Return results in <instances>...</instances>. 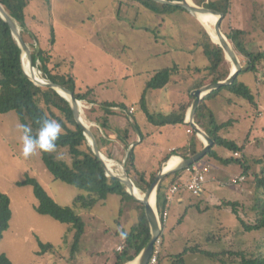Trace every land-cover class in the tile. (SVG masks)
<instances>
[{"label": "rangeland", "instance_id": "374dc122", "mask_svg": "<svg viewBox=\"0 0 264 264\" xmlns=\"http://www.w3.org/2000/svg\"><path fill=\"white\" fill-rule=\"evenodd\" d=\"M232 4V14L222 23L224 34L238 28L249 31L253 25L264 30L263 25L258 23L264 15V0H232ZM253 13L260 17L259 20L253 21ZM26 23L30 31L26 39L31 52L52 48L56 62H61L62 79L73 77L78 90L94 89V96L99 102L137 106L136 119L143 127L147 124L148 131L152 126L138 103L147 89V82L156 72L176 65L179 68L173 72L166 87L150 89L146 97L151 115L157 116L159 113L163 115L162 118H168L174 114L171 113L173 109L178 110L179 105L189 98L192 81L201 76L194 70L210 66L201 45L203 26L188 12L160 16L129 0H31L26 10ZM53 29L56 45L51 47L49 40ZM251 32L253 49L264 48V34L256 28ZM238 58L245 67L246 62L242 57ZM36 68L40 70V62ZM40 75L47 79L42 71ZM239 81L248 85L258 97V109L228 92L209 102V105L219 123H230L221 132L224 138L240 145L247 141L240 155L248 162L252 172L258 173L261 169L257 161L264 153V71L258 77L244 72L239 76ZM83 105L82 115L92 125V131L102 134L96 123L102 115L99 104L92 106L88 101H83ZM159 108L164 110V114ZM116 116L125 119L120 113ZM125 122V131L129 130L131 134L128 149L122 143L119 130H114V134L105 131L106 141H100L103 148L112 152V157L108 158L114 160L123 172H127L125 158L134 143H137V168L151 174L167 154L164 149L187 137V126L177 124L169 126L172 129L170 136L158 133L155 138H146L143 143H138L140 140L134 135L131 122L126 119ZM18 124L20 121L16 112L0 114V192L9 196L13 213L10 228L0 244V253H5L13 264L114 263L113 251H119L125 245L124 239L117 236L116 231H127L135 220L136 212H133L131 223L123 216L120 219L122 224H119L118 195H110L90 213L75 208L86 222L87 229L78 252L72 254L73 236L68 231L69 227L50 216L39 214L35 209L38 200L33 187L18 186L17 182L24 181L27 176L36 178L62 206L74 207L73 200L81 191L55 180L46 169L39 151L28 158L21 154ZM109 136L117 139L109 140ZM132 136H135V140ZM219 152L224 157L234 155L220 148ZM163 165L157 169L158 174ZM205 165L211 167L210 179L205 186V190L210 192L209 198L207 190L203 195L193 197L191 202L194 206L187 209L186 216L182 210L179 213L178 208L171 209L165 229L161 225V250L177 254L186 247L199 246L203 251L221 254V258H218L202 252L188 253L187 264H224L222 258L227 264H238L239 256L232 257L231 253L243 252L250 257L264 254V231L245 233L234 214L226 211L225 207L224 210L217 207L224 200L244 204L246 213L245 210L241 213L249 222L251 218H256L252 207L260 197L257 188L254 185L245 187L243 183L246 181L228 185L243 172L235 163L220 165L206 159ZM249 179L254 180V177ZM236 186L239 189H235ZM191 196L188 194V198ZM206 208L209 211L203 212ZM39 242L48 247L37 255L41 251Z\"/></svg>", "mask_w": 264, "mask_h": 264}, {"label": "trees", "instance_id": "16d2710c", "mask_svg": "<svg viewBox=\"0 0 264 264\" xmlns=\"http://www.w3.org/2000/svg\"><path fill=\"white\" fill-rule=\"evenodd\" d=\"M129 1L139 3L145 9L159 14L160 16H167L177 12H186V10L180 7L163 4L154 0ZM193 2L198 6L224 14V20L232 14V0H193ZM30 3L31 0H0V4L4 7L6 12L21 28V35L26 43V35L30 33L26 23V10ZM48 6L51 7L50 1H48ZM252 16L254 22L260 18L256 17L255 13H253ZM258 23H261L264 27V15L262 20L258 21ZM254 28L260 30L261 33L264 34V30L257 28L255 25H253L249 31L238 28L225 34L236 54L242 57L246 62L239 76L244 72H251L258 77L259 74L264 71V48L254 50V46H252L254 43L250 39V35L252 34L251 31H253ZM203 31L204 35L201 45L206 57L210 61V66L203 70H194L201 76L195 83L192 92L206 85L225 81L231 73V64L226 59L223 49L212 42L211 37L205 29ZM35 40L36 43H39L37 38H35ZM49 41L51 47L56 45V34L54 29L52 30ZM32 57L35 66H37L38 62L41 63L40 70L47 79L72 90L76 98L80 101H88L92 106L99 104L102 115L96 120V123L100 128L99 131H102V134L95 132V130L92 132L104 155L111 158L112 152L108 148H103L100 141H106L104 140L106 139L104 132L110 129L112 123L111 118L119 113L128 122H131L130 125L138 133L142 141L143 134L141 129L136 123L135 118L128 113L131 106L114 102H99L94 96V89H76L73 77L69 76L68 79H62L64 77H62V74L59 72L61 62H56L54 60L55 57L52 55V50L37 49L32 52ZM241 64L243 65L242 61ZM178 70L179 68L176 65L173 68L157 71L152 79L147 82V89L144 91L138 106L146 112L151 122L154 117L149 112L146 104L148 90L166 87L169 84L173 72ZM239 76L233 84L212 91L202 100L196 112L195 122L214 141V146L199 164L205 165L206 159L214 160L220 165L235 163L243 170L242 175L248 178L243 185H246L245 187L254 185V188H257L260 197L257 198L256 203L252 207L256 218L248 217L251 218L249 222L244 219L245 217L241 213L243 210H245L244 212L246 213L244 204L237 201L225 200L222 206H218L221 210L226 208V211L234 214L239 220L244 232L251 233L264 231V153L257 161L261 170L258 173H253L244 157L235 156V153H240L246 148L247 141L243 145H240L233 140L224 138L221 132L225 127L230 125V123H219L215 117L214 111L209 105V102L221 97L224 92H228L246 100L252 108L258 109V97L248 85L239 81ZM194 99L195 98L191 96L188 103L181 105L180 108L176 110L171 117L166 119L165 122H162V124L185 125L186 114ZM115 108L119 110L116 111ZM10 112H16L20 123L30 125L33 129V133L38 129L39 121L42 118L55 119L62 126L63 133L57 141L56 151L52 153L39 152L46 169L55 180L74 186L81 191L73 200L74 207L60 205L36 178L27 176L24 181L17 182V185L33 187L34 194L38 200L35 209L39 214L50 216L69 227L68 231L73 236L72 254L78 252L87 229L86 222L83 217L76 212L75 208L79 207L83 211L90 213L98 205L103 204L110 195H118L120 197L119 216L121 215L118 218L119 224H122L120 219L121 217L123 218V216H126L128 223H131V220L134 219L133 212H136V214L135 220L130 224L129 229L127 231L124 230L127 232V236L123 238L125 242L124 248L121 251L114 250L112 253L115 256L114 264H127L136 259L151 239L150 225L146 216L145 206L128 194L125 186L120 181L116 178L107 176L103 162L95 155L88 144L84 130L77 123L70 102L53 89L35 85L26 75L22 65V49L14 38L8 23L0 16V114H7ZM130 135L129 130H126L121 137L127 149L131 145ZM108 138L109 140L116 139ZM141 141L138 143H141ZM136 146L137 143H134L125 158L126 173L133 180L138 189L144 193L156 180L158 172L156 171L150 174L145 171H140L137 168L135 154ZM204 146V142L192 131L189 144L178 152H175L174 155L190 158L201 151ZM219 148L233 152L234 155L231 157H224L220 154ZM167 158H169V156ZM199 164L197 163L196 165ZM187 173L188 170L174 172L160 182L157 189L156 203L159 213H163L166 209L168 203L167 197L170 189L182 180L184 174ZM250 177H254V180H250ZM207 210L208 208L204 209L203 212ZM12 216L11 200L8 195L0 192V244L5 232L10 228ZM165 226L166 224H163L164 229ZM120 232L121 229L116 231V235L120 236ZM162 237L163 233L160 238ZM39 245L41 251H38L36 253L37 255H40L41 252L48 247L43 242H39ZM51 248L52 247H49V249ZM200 252L205 253L209 257L219 258L221 255L210 251H203L199 246L186 247L183 252L177 254H168L161 250L158 264H187L186 255L188 253ZM231 255L232 257L239 256L238 264H264V254L250 257L243 252H237L231 253ZM221 261L227 264V261L223 258ZM0 264H13V262L5 253H0Z\"/></svg>", "mask_w": 264, "mask_h": 264}, {"label": "water", "instance_id": "95a60500", "mask_svg": "<svg viewBox=\"0 0 264 264\" xmlns=\"http://www.w3.org/2000/svg\"><path fill=\"white\" fill-rule=\"evenodd\" d=\"M154 1L160 2L163 4H168V5L180 7L182 9L186 10V12H188L190 15H192L195 19H197L199 21V23L204 27L206 32L209 34V36L211 37L212 42L219 45L223 49V51L226 55V59L231 62L232 67H231V73L225 81L206 85L203 88L194 90L192 93V96L195 99H194V101L190 107L189 113H188V119H189L188 123H189V126L193 129V131L196 134H198L200 137H202L203 140L206 141L204 148L201 151H199L196 155H193L190 158H182L181 157V162L176 168L166 170L165 165L168 163V161H166L164 163L161 171L159 172L156 180L151 185V187L146 192L143 193L144 194L143 199H139V198L135 197V195H133L130 190H126L128 194H130L132 197H134L137 201L141 202L145 206V212H146V216H147V219H148V222L150 225V231H151V239H150L149 243L147 244V246L145 247V249L138 255V257L136 259L129 262V263L135 262V264H148L149 263L152 255L154 253L155 244L162 234V227H161V224L159 222L158 215H157V209H156L157 208V205H156V203H157V189H158L160 182L171 173L189 170L192 166H194L198 162H200L210 152L211 148L214 146V141L195 122V116H196V112H197L198 107L200 106L202 100L208 94H210L212 91L218 90L224 86H228V85L233 84L235 82V80L238 78L239 74L243 70V66H242L240 59L238 58L232 44L230 45V43H229L230 41L227 40L228 38L227 39L225 38L224 33L222 31V23H223V20L225 18L224 14L219 13V12L214 11V10L207 9L205 7L198 6L193 2V0H192V3H189L188 0H180V1L154 0ZM205 14H210V15H214L217 17V20L214 24V32L216 33V35L220 41V44L216 43L213 40V37L211 36V34L208 31L206 23L200 19V15H205ZM0 16L6 23H8L9 27L11 28V31H12L14 38L16 39V41L18 42L19 46L22 49V65H23V68H24L26 75L30 78V80L32 82H34L35 85L53 89L60 96H62L63 98H65L66 100H68L70 102V104L73 108V111H74L76 121L84 130V134L87 137L88 142H89L90 146L92 147L93 152L103 162V164L106 168L107 176L116 178L118 181H120L122 183L121 178H118L114 173L110 172V170L108 169L107 164L104 161V154L101 152L100 147L96 141V138H95L93 132L89 131L83 124V122H82L83 118H82V114H81L82 112L80 110L81 101L76 98V95L72 90H70L64 86L58 85L52 81H47L44 78H42L41 81H38V79L35 76H31L30 74L27 73V71L25 69V64H24V56H23L24 53H25L27 59L29 60V65L31 66L32 70L34 71V75H35V71L37 70L36 66L33 63V57H32L31 49L28 46V44L25 42V40L23 39V37L21 35V31H20L17 23L6 12V10L4 9V7L1 4H0ZM227 53H228L229 57L227 56ZM38 72L41 73L40 70ZM59 89L64 91L65 93H67L70 96V99L63 96L59 92ZM124 173H125L126 177L128 178V180L131 182V184L133 186H136L135 183L133 182V180L128 176V174L126 172H124ZM137 189H138V187H137ZM153 196H154V205L152 203ZM129 263H127V264H129Z\"/></svg>", "mask_w": 264, "mask_h": 264}, {"label": "crops", "instance_id": "0c3cea01", "mask_svg": "<svg viewBox=\"0 0 264 264\" xmlns=\"http://www.w3.org/2000/svg\"><path fill=\"white\" fill-rule=\"evenodd\" d=\"M48 50H52V48H49ZM53 55V54H52ZM54 56V55H53ZM55 61H56V59H54ZM63 62V61H62ZM61 69V68H60ZM60 69H59V72H60ZM200 79V77L198 78V80ZM197 80V78H195L193 81H192V83H191V85H192V88H191V92H192V90H193V88H194V85H195V83L198 81ZM191 92H190V95H189V98L188 99H186L184 102H182L180 105H179V107H178V109L180 108V106L181 105H184V104H186V103H188L189 101H190V97L192 96L191 95ZM144 93V92H143ZM141 100V99H140ZM140 102V101H139ZM146 104H147V108H148V110H149V112H150V109H149V106H148V104H149V102H148V100L146 101ZM132 107H135V113L133 114V117L135 118V120H136V123L138 124V126L140 127V129H141V132H142V134H143V139H142V141H141V137L138 135V133L134 130V135H136V138L138 137V139L141 141V143H143L144 141H145V139L146 138H151V137H153V138H155L156 137V134H158L159 133V135H164V133L166 134V135H169L170 136V134L172 133V129L171 128H169V126L170 125H173V124H162V122H165V120L166 119H168V118H162V116L158 113V115L157 116H159V118L157 117V116H155V115H153V121L151 122L149 119H148V116H147V120H148V123H150V125L152 126V128L151 129H149V131H148V129H146V125L147 124H144L145 125V127H143L142 125H140V123L137 121V119H136V114H137V112H138V110H139V108L137 107V106H131V108ZM191 107V106H190ZM177 110V108L174 110H172L171 111V113H175V111ZM189 110H190V108L188 109V112H187V114H186V117H185V126H187V128H186V134H187V137H186V139L184 140H182V141H180V142H178L177 144H175V145H173V146H169L167 149H164V150H167V154L162 158V160L160 161V164H159V166H158V168L157 169H159V168H161V166L166 162V161H170L172 158H175V157H173V156H176L177 158H180L181 159V157L182 156H178V155H174L175 154V152H178L180 149H182L183 147H185V146H187L188 144H189V139H190V136H191V133H189L188 132V129H189V123H188V113H189ZM159 111H162V113L164 114V110L163 109H160L159 108ZM166 114V113H165ZM173 115V114H172ZM111 121H112V124H111V126H110V129L108 130V133L109 134H114L113 133V131L114 130H119V133L120 134H124L125 133V128H124V126L126 125V122H125V119H123V118H121V117H119V116H114V117H112L111 118ZM120 125V126H118V125ZM183 124H181L180 126H182ZM174 126H176V125H174ZM174 131V130H173ZM112 136V135H111ZM111 136H109L110 138H111ZM198 136V135H197ZM115 136H113L112 137V139L114 138ZM132 138H133V140H135V136H132ZM117 139V138H116ZM130 139H131V137H130ZM200 140H202V142H204V140L203 139H201V138H199ZM122 140V139H121ZM112 141H115V139H113ZM124 141L122 140V143H123ZM124 144V143H123ZM159 145V144H158ZM204 145H205V142H204ZM157 146V145H156ZM239 153V152H238ZM240 154V153H239ZM169 156V158H167ZM241 156V155H240ZM167 158V159H166ZM183 158V157H182ZM137 166V165H136ZM157 169L155 170V171H157ZM140 170V169H139ZM140 171H143V170H140ZM154 171V172H155ZM145 172H147L148 173V171H146L145 170ZM211 175V174H210ZM209 175V176H210ZM189 175H188V173L187 174H185L184 176H183V180H185V179H187L186 177H188ZM208 176V180H207V183L209 182V179H210V177ZM222 176V175H221ZM242 176V175H241ZM240 176V177H241ZM245 177V176H244ZM235 178H239V177H235ZM234 178V179H235ZM246 178V177H245ZM212 179H216L215 177H213ZM233 180V179H232ZM231 180V181H232ZM230 181V182H231ZM230 182L228 183V185H230ZM206 183V184H207ZM206 184H205V186H206ZM230 186H232V185H230ZM235 189H239V187H234ZM242 189V188H241ZM207 190V191H206ZM205 190V187H204V191H203V193H205V191H206V195H207V197L209 198V196H210V192L208 191V189H206ZM238 191V190H237ZM241 191V190H240ZM240 191H238V192H240ZM203 193L201 194V195H203ZM188 194H191L190 192H188V191H185V190H182L180 193H178L175 197H174V200L172 201V205H171V208H170V211H171V209H173V207L174 208H178L179 209V213L181 212V210L183 211V215L184 216H186L187 214H188V211H187V209L191 206H194V205H192V198L193 197H199V196H195V195H193V194H191L192 196H191V198L189 197L188 198ZM200 195V196H201ZM223 202H225V200L224 201H222V204L221 205H218V206H222L223 205ZM188 203H189V205H188ZM217 206V207H218ZM190 207V208H191ZM207 211H209V208H208V210ZM169 218H170V215H169V217H168V220H169ZM184 219V218H183ZM183 219H182V221H183ZM166 227V226H165ZM165 241H166V238H165ZM165 252L166 253H170L169 251H167V250H165ZM170 254H176V253H170ZM115 263V262H114ZM114 263H112V264H114Z\"/></svg>", "mask_w": 264, "mask_h": 264}, {"label": "built area", "instance_id": "2783aa9c", "mask_svg": "<svg viewBox=\"0 0 264 264\" xmlns=\"http://www.w3.org/2000/svg\"><path fill=\"white\" fill-rule=\"evenodd\" d=\"M41 74V73H40ZM43 78V77H42ZM47 80V79H45ZM49 81V80H47ZM83 102V101H81ZM116 111L119 109L115 108ZM135 108L132 107L129 109L128 113L130 115H133L135 113ZM189 122V119L187 120ZM193 129L190 127L188 129L189 133H192ZM198 135V134H197ZM199 138L203 139L198 135ZM133 147V145H132ZM131 147V148H132ZM236 157H239V153H235ZM211 174V167L209 165H203L202 167H199L197 165H194L191 169L188 170V178L186 180H180L178 183H176L169 191L167 200V206L166 209L163 213H159L157 210V215L160 224H166L168 217H169V212H170V207L172 205V201L174 200V197L180 193L182 190L188 191L191 194L195 196H200L203 191L205 184L207 183L208 176ZM246 180L244 176H241L239 178H235L230 182V185H238L239 183H243ZM157 209V208H156ZM124 247H121L119 251H121ZM161 252V238H159L155 244L154 247V253L149 261L148 264H158V258Z\"/></svg>", "mask_w": 264, "mask_h": 264}, {"label": "clouds", "instance_id": "9594fccd", "mask_svg": "<svg viewBox=\"0 0 264 264\" xmlns=\"http://www.w3.org/2000/svg\"><path fill=\"white\" fill-rule=\"evenodd\" d=\"M21 133L19 140L21 143V154L28 158L37 151L52 153L56 151L57 141L63 133L61 124L55 119L42 118L35 133L28 124L20 123L17 125ZM121 238L127 236V232H120Z\"/></svg>", "mask_w": 264, "mask_h": 264}, {"label": "bare ground", "instance_id": "6f19581e", "mask_svg": "<svg viewBox=\"0 0 264 264\" xmlns=\"http://www.w3.org/2000/svg\"><path fill=\"white\" fill-rule=\"evenodd\" d=\"M189 3H192V0H188ZM200 19L206 23L207 25V28H208V31L209 33L211 34V36L213 37V40L220 44V41L216 35V33L214 32V24L217 20V17L214 16V15H210V14H205V15H200ZM225 38L227 39L226 35L224 34ZM228 40V39H227ZM229 42V41H228ZM230 43V42H229ZM231 45V43H230ZM232 47V46H231ZM24 64H25V69L27 71L28 74H30L31 76H35L38 81H41L42 80V77L40 75V73L36 70L35 71V75H34V71L32 70L31 66L29 65V60L27 59L25 53H24ZM227 56L229 57L228 53H227ZM59 92L65 96L66 98L70 99V96L65 93L64 91L60 90L59 89ZM83 102L80 103V110L81 112H83ZM82 114V113H81ZM82 122L84 124V126L89 130V131H92L91 127L92 125H90L86 119L84 118V116L82 115ZM204 142L206 143V141L204 140ZM175 158H172L166 165H165V169H173V168H176L180 162H181V159L180 158H177L176 156H173ZM104 161L105 163L107 164V167L108 169L110 170V172L114 173L118 178H121L122 180V184L125 186L126 190H130L131 193L133 195H135V197L139 198V199H143L144 198V194L139 190L137 189L136 186H133L131 184V182L128 180V178L126 177L125 173L122 171L121 167L113 160H111L110 158L104 156ZM119 167V168H118ZM116 169H118V171H116ZM124 182V183H123ZM152 203L154 205V196L152 198ZM129 264H135V262L133 263H129Z\"/></svg>", "mask_w": 264, "mask_h": 264}]
</instances>
